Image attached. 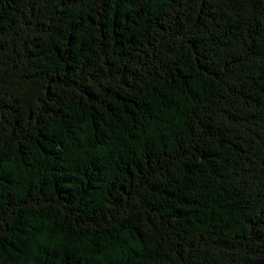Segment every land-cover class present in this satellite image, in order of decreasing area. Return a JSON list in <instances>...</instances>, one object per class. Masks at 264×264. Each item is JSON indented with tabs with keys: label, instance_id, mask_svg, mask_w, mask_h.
<instances>
[{
	"label": "trees",
	"instance_id": "trees-1",
	"mask_svg": "<svg viewBox=\"0 0 264 264\" xmlns=\"http://www.w3.org/2000/svg\"><path fill=\"white\" fill-rule=\"evenodd\" d=\"M0 264H264V0H0Z\"/></svg>",
	"mask_w": 264,
	"mask_h": 264
}]
</instances>
